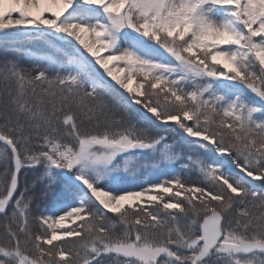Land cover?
I'll list each match as a JSON object with an SVG mask.
<instances>
[{"label": "snow or ice", "instance_id": "1", "mask_svg": "<svg viewBox=\"0 0 264 264\" xmlns=\"http://www.w3.org/2000/svg\"><path fill=\"white\" fill-rule=\"evenodd\" d=\"M0 264H264V0H0Z\"/></svg>", "mask_w": 264, "mask_h": 264}, {"label": "trees", "instance_id": "2", "mask_svg": "<svg viewBox=\"0 0 264 264\" xmlns=\"http://www.w3.org/2000/svg\"><path fill=\"white\" fill-rule=\"evenodd\" d=\"M27 63V62H26ZM193 179L195 178V177H192Z\"/></svg>", "mask_w": 264, "mask_h": 264}]
</instances>
